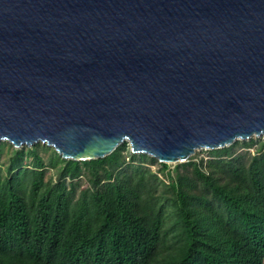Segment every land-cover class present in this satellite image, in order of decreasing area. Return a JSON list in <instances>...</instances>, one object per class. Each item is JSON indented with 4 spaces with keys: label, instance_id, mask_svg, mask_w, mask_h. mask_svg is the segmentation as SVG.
Segmentation results:
<instances>
[{
    "label": "water",
    "instance_id": "1",
    "mask_svg": "<svg viewBox=\"0 0 264 264\" xmlns=\"http://www.w3.org/2000/svg\"><path fill=\"white\" fill-rule=\"evenodd\" d=\"M251 131L264 0H0V140L167 162Z\"/></svg>",
    "mask_w": 264,
    "mask_h": 264
},
{
    "label": "trees",
    "instance_id": "2",
    "mask_svg": "<svg viewBox=\"0 0 264 264\" xmlns=\"http://www.w3.org/2000/svg\"><path fill=\"white\" fill-rule=\"evenodd\" d=\"M232 143L165 181L124 141L83 160L53 151L54 181L36 151L26 165L14 148L0 173V264H264V140L252 153Z\"/></svg>",
    "mask_w": 264,
    "mask_h": 264
},
{
    "label": "rangeland",
    "instance_id": "3",
    "mask_svg": "<svg viewBox=\"0 0 264 264\" xmlns=\"http://www.w3.org/2000/svg\"><path fill=\"white\" fill-rule=\"evenodd\" d=\"M261 140H264V138H262L261 136H249V137L244 138V139H235L232 141L233 143H232L230 149L233 152H241L243 150H247L248 152L252 153L254 151V149L260 145ZM124 142L126 143V149H128V151L130 153L135 154L136 160L134 162H141L143 165H146L152 171H154L161 179H164V181L167 180V174H169L171 176L175 175L174 169H175L176 164L178 162H182V161L165 162L167 164V166H166V168L162 169L160 167L159 160H157L155 157H154L155 160H149V159L139 160L137 158L138 154L144 153V152H131L128 143L126 141H124ZM242 142H250L251 144H249L247 147H245V145H243ZM224 146H226V145H224ZM14 148H17V149L20 148L23 151H25V156H23L22 162L26 165H31L33 162V157L31 156L29 151L31 149L36 151L37 154L40 156L42 162H43L42 170H43L44 179L50 180V181H54L56 179L57 171L55 170V167H53L50 163L51 158L54 155L53 151H55V149L52 146H50L44 142H41V141H36V142H33L32 144H29V145L22 144L20 146H14L11 142H9L7 140H0V173L1 174L6 173V170H7L8 164H9V162H8L9 157L12 156ZM209 149H212V148L195 149L188 156V158L190 157L191 159L195 160V159H198L201 157V158L205 159V158L210 156V153L208 152ZM146 155H148V154H146ZM148 156H150V155H148ZM184 168H186V170H184ZM178 170L185 172V171L189 170V167L188 166H186V167L178 166ZM74 181L76 182L78 189L83 187V186L88 185V183H89L88 173H86L83 169L81 171V174L76 179H74Z\"/></svg>",
    "mask_w": 264,
    "mask_h": 264
},
{
    "label": "bare ground",
    "instance_id": "4",
    "mask_svg": "<svg viewBox=\"0 0 264 264\" xmlns=\"http://www.w3.org/2000/svg\"><path fill=\"white\" fill-rule=\"evenodd\" d=\"M262 134H256L255 132H253V131H251V134L249 135V136H261ZM249 136H246V137H249ZM245 137V138H246ZM235 138H240L239 136H236ZM199 148H204V147H194L193 148V151L195 150V149H199ZM192 152H190V154H191ZM174 161H178V159H176V160H167V162H174Z\"/></svg>",
    "mask_w": 264,
    "mask_h": 264
}]
</instances>
